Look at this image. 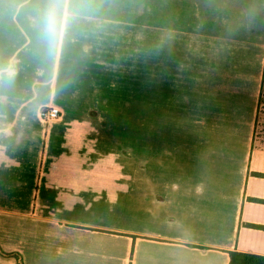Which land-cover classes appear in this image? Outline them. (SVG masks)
<instances>
[{
  "label": "crops",
  "instance_id": "crops-1",
  "mask_svg": "<svg viewBox=\"0 0 264 264\" xmlns=\"http://www.w3.org/2000/svg\"><path fill=\"white\" fill-rule=\"evenodd\" d=\"M153 3L0 2V264L264 257V0H167V142L146 148L124 124Z\"/></svg>",
  "mask_w": 264,
  "mask_h": 264
},
{
  "label": "rangeland",
  "instance_id": "rangeland-1",
  "mask_svg": "<svg viewBox=\"0 0 264 264\" xmlns=\"http://www.w3.org/2000/svg\"><path fill=\"white\" fill-rule=\"evenodd\" d=\"M114 0H0V2L101 3ZM155 4V6H154ZM155 30L150 33V58L140 60V105L134 114L140 121L124 124L140 136V147H159L167 142V0H154ZM142 37V33H141ZM264 112L259 120L256 145L264 142Z\"/></svg>",
  "mask_w": 264,
  "mask_h": 264
},
{
  "label": "trees",
  "instance_id": "trees-1",
  "mask_svg": "<svg viewBox=\"0 0 264 264\" xmlns=\"http://www.w3.org/2000/svg\"><path fill=\"white\" fill-rule=\"evenodd\" d=\"M263 112H264V73H263V79H262L261 90L259 95V106L256 117V123H255L254 139L257 135V127L259 125V120ZM262 133L264 134V132ZM261 146L264 147V142ZM15 256L17 258L18 264H24L23 260L18 254H15ZM229 264H264V257L244 254L240 252H231Z\"/></svg>",
  "mask_w": 264,
  "mask_h": 264
},
{
  "label": "built area",
  "instance_id": "built-area-1",
  "mask_svg": "<svg viewBox=\"0 0 264 264\" xmlns=\"http://www.w3.org/2000/svg\"><path fill=\"white\" fill-rule=\"evenodd\" d=\"M39 114L41 119L47 124L58 120L62 116L61 110L56 106H45L40 109Z\"/></svg>",
  "mask_w": 264,
  "mask_h": 264
},
{
  "label": "clouds",
  "instance_id": "clouds-1",
  "mask_svg": "<svg viewBox=\"0 0 264 264\" xmlns=\"http://www.w3.org/2000/svg\"><path fill=\"white\" fill-rule=\"evenodd\" d=\"M48 31L50 35H54L56 31V22L54 20H50L48 23Z\"/></svg>",
  "mask_w": 264,
  "mask_h": 264
}]
</instances>
